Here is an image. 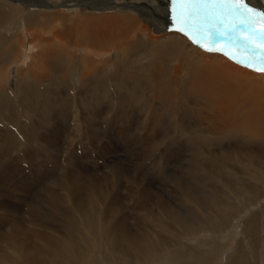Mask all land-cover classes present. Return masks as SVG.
Listing matches in <instances>:
<instances>
[{
	"label": "bare ground",
	"instance_id": "1",
	"mask_svg": "<svg viewBox=\"0 0 264 264\" xmlns=\"http://www.w3.org/2000/svg\"><path fill=\"white\" fill-rule=\"evenodd\" d=\"M246 1L264 10V0ZM196 45L173 30L169 0H0V264H85L95 244L111 262L149 264L179 241L149 234L141 220L186 223L184 233L206 231L218 243L264 198V73ZM103 123L138 157L101 151ZM231 137L242 142L236 155ZM81 138L102 164L72 147ZM180 151L185 166L170 175L191 212L140 172L147 160L175 163ZM37 159L54 169L34 173ZM180 172L208 182L195 191ZM130 201L146 212L131 214L141 233L128 225ZM241 233L248 252L240 242L229 264H261V216H248ZM196 244L157 263L213 264L215 250Z\"/></svg>",
	"mask_w": 264,
	"mask_h": 264
},
{
	"label": "rangeland",
	"instance_id": "2",
	"mask_svg": "<svg viewBox=\"0 0 264 264\" xmlns=\"http://www.w3.org/2000/svg\"><path fill=\"white\" fill-rule=\"evenodd\" d=\"M246 2H248V1H246ZM162 4H163V2H162ZM249 4V6H251V7H256V9L258 8V4H250V3H248ZM214 36L216 37L215 38V43L219 46L220 45V42L224 39V38H222V37H218V35L217 34H214ZM222 38V39H221ZM221 39V40H220ZM219 40V41H218ZM196 45V44H195ZM196 46H198V45H196ZM211 52H216V51H211ZM109 75L111 74V73H113V71L111 72V68L108 70V72H107ZM53 77V75L50 73V77H48L49 79L50 78H52ZM12 79H13V77H12ZM68 79H69V81L72 83V84H74V86L77 88V89H75V93L78 91V86H79V83H78V79H77V77L76 76H74V75H72V76H69L68 77ZM13 83V82H12ZM0 85H1V82H0ZM2 86V85H1ZM3 86L6 88V89H8V91H9V86L8 85H6V84H3ZM78 93H76V95H77ZM44 100V98L43 97H41V98H38V100H37V102L38 103H40L41 101H43ZM22 101H24L25 102V100H23L22 99ZM14 103L15 104H21L17 99H14ZM17 109H20V107H18L17 106ZM0 125H2V123L0 122ZM48 126H49V124H48ZM72 126V125H71ZM105 126V127H104ZM107 127V128H106ZM100 128H103V130H105V128H106V132H107V134H104V135H102V137H101V145H103V147H100V150L101 151H108L109 153V155H108V157H111V155L112 156H115L116 154H118V157H120V155L122 156L123 154L124 155H130V157H132V155L131 154H133L134 156H135V158L136 157H138V155L135 153V151L133 150V144L131 143V141H130V139H129V137H125V136H118V135H116V133H115V130L113 129V128H108V124L106 125V124H101V127ZM104 136H106V137H104ZM227 141H229V146H227L228 148H226L227 149V152H230V154L231 155H234L235 153H236V151H237V148H240L241 146H242V142H239L238 141V139H236V137L235 138H233V137H231V138H228V140ZM98 142H99V139L97 140V142L94 144L96 147H98ZM221 144H223V143H221ZM72 147H74V148H76L77 150H87L90 154H93V156H95V153H93L92 151H94V152H96L97 153V156H98V160H99V162H100V164H102L103 163V159H102V157L100 156V154L96 151V150H94L95 149V147L92 145V144H90L89 143V141L86 139V138H81V139H78V140H76L74 143H73V146ZM94 148V149H93ZM110 151H109V150ZM76 150V151H77ZM81 151H78V153L80 154L81 153ZM112 153H114V154H112ZM85 154H88V153H83L82 155H77L78 156V159H79V157L80 156H85ZM189 153H184V152H182V151H180V152H178V153H175V154H172L169 158L171 159H173V158H177V159H175L176 161H175V163L173 162V161H171V162H168L167 164H166V159L164 158V162H162L163 164L161 165V167H159V166H157V164L154 162V161H152V160H147V161H145L143 164H142V166H141V173H144L145 175H147L146 177H147V179H149L148 181L150 182V184L153 186V187H155V190H156V192H157V194L158 195H161V196H164V197H166V198H168V199H172V200H174L175 202H177V201H179V202H182V204H184V206L186 205L187 207H188V209H189V211L191 212V206L193 207L194 206V204L192 205V204H190V203H184L183 201L184 200H181V199H177V198H180L181 197V195H180V193L178 192V190H177V187H176V185L174 184V179H173V172H175V171H177L178 170V168H180L181 167V169H182V167L183 166H185L184 164H185V159H187V155H188ZM15 155V154H14ZM62 155H64V154H62ZM137 155V156H136ZM236 155V154H235ZM39 160V161H38ZM83 160V159H82ZM93 160H95L94 158H93ZM181 162H180V161ZM37 162H35L34 163V166H31V170H33L34 171V173H39V169H42V166H44L45 167V169H48V170H52V169H54V167H51V165L50 164H47V165H45V164H42V162L40 161V159H37L36 160ZM80 161H81V159H80ZM84 162H86L85 160H83ZM124 162V161H123ZM23 163V164H22ZM22 163H20V166L23 168V170H25L26 169V165H27V162H25V161H23ZM86 164H87V166H89V168H90V166H95V165H92V163L90 162V158H89V161H87L86 162ZM91 164V165H90ZM124 164H125V162H124ZM81 165V164H80ZM137 166H138V164H136ZM234 165H236V164H234ZM174 166V167H173ZM216 166V165H215ZM237 167H238V165H236ZM168 167V168H167ZM33 168H35V169H33ZM124 168H125V165H124ZM166 168V169H165ZM174 168V169H173ZM146 169V170H145ZM157 169H160V171L159 170H157ZM31 170H30V172H31ZM144 170H145V172H144ZM162 170V171H161ZM262 170L264 171V164H263V168H262ZM27 171V170H26ZM130 171H131V169H130ZM28 173H29V171H27ZM162 172V173H161ZM172 173V174H171ZM172 176H171V175ZM182 178H183V180H185V181H187L188 182V186H191V188L193 189V190H197V189H203L204 188V180L205 181H207L206 179H205V173L204 172H199V173H192L190 176H187L186 175V173H182V172H180V173H178ZM160 175V176H159ZM220 175H222V174H219V176ZM233 176V175H232ZM158 178V179H157ZM220 178V177H219ZM154 181H152V180ZM40 180V179H39ZM151 180V181H150ZM44 181H46V180H44ZM156 181V182H155ZM210 181V180H209ZM221 181V182H220ZM220 181H218L217 183H216V187L217 188H222V186H223V182H222V180H220ZM42 181H39V183H41ZM208 182V181H207ZM259 182H261V181H259ZM259 182H257V183H259ZM182 183H183V185H182ZM210 183H213V180H211L210 181ZM221 183V184H220ZM179 184L181 185V186H184V182H182V181H179ZM256 185V183H254L253 184V186H255ZM223 188H225L224 186H223ZM169 190H172V196L168 193V191ZM23 192H20L19 194L20 195H25V193H23ZM160 193V194H159ZM131 202V201H130ZM125 203L124 204V211H127V213L128 214H130V215H128L127 217H129L128 218V220L127 221H129L130 223L128 224V225H132L131 227H133V225H136L135 226V230L137 231V232H139V233H141L142 231L141 230H143L144 228H141L140 226H138V224L137 223H139V222H136L133 218V216H136V217H140L141 219H144V217H147V216H145L146 215V212L145 211H142V210H139L137 207L138 206H141L139 203H137L135 206H134V204L131 202V203ZM127 205V206H126ZM133 207H135L134 209H133ZM155 207V206H154ZM154 207H152V205L151 206H149L148 208L150 209V208H154ZM127 209V210H126ZM131 209V210H130ZM151 209V210H152ZM191 209V210H190ZM136 210H138V211H136ZM198 209H196L195 211H197ZM133 211V212H132ZM137 212V213H136ZM138 212H140V214L138 213ZM142 212V213H141ZM254 213H258L260 216H261V241H262V248H260V250H261V264H264V243H263V239H264V219L262 218V217H264V198H262V199H260L258 202H257V204H255L253 207H252V209H246L243 213H242V215L239 217V219L237 220V221H234L233 222V224L231 225V228L229 229V231H232V233H230L229 231H228V234H227V238L226 237H224V235L222 236V238H221V241L220 242H218V243H216L215 241H213L212 239H211V235H209V233H207L206 231L205 232H199L198 234H196V233H194V231H189L188 230V233H189V235L187 234V232L186 233H184L183 232V228H184V226L186 225V223H182V228L177 224H175L174 225V223L173 222H171V221H166V225H164V228H163V226H161L162 224H154V222L152 221V220H150V219H144V220H141V223H143V225H145V227H146V229H148L147 231H149L150 233L149 234H153V232L154 233H159V232H162L161 233V235L162 234H165V236H161L162 238H164V239H166V241L167 242H170V239L169 238H172V240L171 241H179V242H177V243H175V244H173V245H170V246H168L166 249H164V250H161L160 252L159 251H157V254L154 256L155 258H154V260L155 261H150V263L149 264H158L157 263V259H162L164 256H171V253H173V252H175V250H180V251H182V250H184L185 249V247L186 246H188V245H193V244H195V245H197L196 243H199V242H201V241H205L207 244H208V246L210 247V248H212V249H214L215 250V252H216V254H217V256H216V258H215V260H214V263L213 264H229V262H230V259L231 258H233V256H235L237 253V250H238V248H239V246H240V242H243L244 244H243V246L245 247H243L244 248V250H245V252H248V250H247V248H246V244H245V241L243 240V236H242V233H241V228H242V226H243V223H244V221L247 219V217L248 216H250L251 214H254ZM131 214H134L133 216L131 215ZM138 216H137V215ZM144 216H143V215ZM133 217V218H132ZM103 222V221H102ZM132 222V223H131ZM144 222H145V224H144ZM134 223V224H133ZM103 224V223H102ZM148 224H149V226H148ZM155 226H154V225ZM171 224V225H170ZM168 225H170V226H168ZM153 226V227H152ZM156 226H158V228L156 227ZM169 228H168V227ZM177 226V227H176ZM182 229H180L179 227ZM204 226V225H203ZM186 228H187V225L185 226ZM0 228H1V230H3L2 228H3V226H1L0 225ZM153 228H155V229H153ZM153 229V230H152ZM158 229V230H157ZM162 229H164V230H162ZM153 232H152V231ZM161 230V231H160ZM169 232H168V231ZM180 230V231H179ZM156 231V232H155ZM159 231V232H158ZM172 233H171V232ZM175 232H177V233H175ZM193 232V233H192ZM156 233V234H157ZM175 233V234H174ZM192 233V234H191ZM169 234V235H168ZM159 235H160V233H159ZM173 235H174V237H173ZM176 235V236H175ZM178 235V236H177ZM195 235V236H194ZM197 236V237H196ZM199 236V237H198ZM187 237V238H186ZM242 237V238H241ZM174 238H175V240H174ZM204 238V239H203ZM182 239V240H181ZM215 239V238H214ZM216 240V239H215ZM181 241H183V242H181ZM100 242H102V245H103V243L105 242L104 241V239H102ZM185 242V243H184ZM196 242V243H195ZM220 243H222V244H220ZM186 244V245H185ZM185 245V246H184ZM195 245H193L192 247H194ZM221 245V246H220ZM95 246H96V249L95 250H92V251H89V252H85V253H82V256L81 257H84L85 258V264H89L90 262H92L93 261V263L94 264H117L116 262H111V261H109L108 259H107V257H106V254L104 255V250H99L98 249V247H97V245L95 244ZM208 246H205V247H208ZM225 246V247H224ZM195 248V247H194ZM218 248V249H217ZM196 249V248H195ZM205 250V249H204ZM162 257V258H161ZM92 260V261H91ZM132 261H134V259L132 260ZM89 262V263H88ZM152 262V263H151ZM80 264H83V263H80Z\"/></svg>",
	"mask_w": 264,
	"mask_h": 264
},
{
	"label": "snow or ice",
	"instance_id": "3",
	"mask_svg": "<svg viewBox=\"0 0 264 264\" xmlns=\"http://www.w3.org/2000/svg\"><path fill=\"white\" fill-rule=\"evenodd\" d=\"M169 16L173 30L205 51L264 73V10L246 0H169ZM214 33L224 38L219 46Z\"/></svg>",
	"mask_w": 264,
	"mask_h": 264
}]
</instances>
